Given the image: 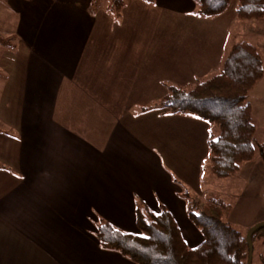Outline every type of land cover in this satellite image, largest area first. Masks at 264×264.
I'll return each mask as SVG.
<instances>
[{
	"label": "crops",
	"instance_id": "0c3cea01",
	"mask_svg": "<svg viewBox=\"0 0 264 264\" xmlns=\"http://www.w3.org/2000/svg\"><path fill=\"white\" fill-rule=\"evenodd\" d=\"M6 5L17 19L0 61V264H133L94 229L133 232L138 205L164 207L197 247L181 196L201 181L211 127L160 103L220 66L224 37L192 0Z\"/></svg>",
	"mask_w": 264,
	"mask_h": 264
},
{
	"label": "trees",
	"instance_id": "16d2710c",
	"mask_svg": "<svg viewBox=\"0 0 264 264\" xmlns=\"http://www.w3.org/2000/svg\"><path fill=\"white\" fill-rule=\"evenodd\" d=\"M233 0H192L194 14L202 19L221 16ZM240 21L264 18V0H234ZM122 0H113L119 10ZM261 57L244 41L226 52L219 71L187 86L169 87L160 103L165 112L188 114L214 126L207 139L208 155L202 172L217 179L236 174L255 154V126L247 100L250 88L262 77ZM186 216L199 233L201 243L189 248L164 207L151 211L138 205L134 231L126 232L98 220L94 237L102 250L118 253L133 264H247L246 235L228 222L231 207L210 199L203 205L184 192ZM263 238L264 229L252 234V244ZM253 255V254H252Z\"/></svg>",
	"mask_w": 264,
	"mask_h": 264
},
{
	"label": "rangeland",
	"instance_id": "374dc122",
	"mask_svg": "<svg viewBox=\"0 0 264 264\" xmlns=\"http://www.w3.org/2000/svg\"><path fill=\"white\" fill-rule=\"evenodd\" d=\"M146 1L151 2V0ZM6 2L7 0H0V61L7 57L2 41L6 43L7 32L11 29L14 30L17 19L16 15L9 10ZM236 9L237 2L233 0L221 16L203 19L209 23L199 21L198 23L207 28L206 31L213 28L215 41L220 42L224 37L225 52L223 57L230 47L239 41L253 45L261 57L262 77L250 88L247 98L252 122L255 126V154L250 161L240 167L236 174L225 179H217L208 172L201 171V181L193 187V190L188 188L187 193L190 198L201 205L210 199H218L229 205L231 207L228 217L229 224L236 231L246 235L250 228L264 222V18L240 21L236 18ZM197 18L202 20L200 17ZM165 24H168V21L163 22V25ZM188 29H193V27L189 26ZM7 46L12 48L11 45L7 44ZM0 67L2 68V63ZM219 67L200 79L215 75L218 73ZM1 76L0 70V91L3 88V77ZM210 127L218 130L214 126ZM205 161L206 159L200 165L201 170ZM181 198L183 199V196ZM262 241L263 238L260 237L253 243L252 264H264V243Z\"/></svg>",
	"mask_w": 264,
	"mask_h": 264
},
{
	"label": "water",
	"instance_id": "95a60500",
	"mask_svg": "<svg viewBox=\"0 0 264 264\" xmlns=\"http://www.w3.org/2000/svg\"><path fill=\"white\" fill-rule=\"evenodd\" d=\"M261 229H264V222L250 228L248 232L246 233V243L248 246V261L247 264H252V254H253V244H252V234L256 231H259Z\"/></svg>",
	"mask_w": 264,
	"mask_h": 264
}]
</instances>
